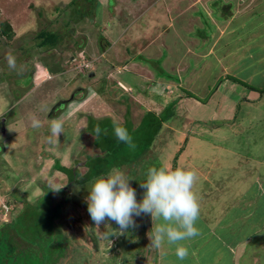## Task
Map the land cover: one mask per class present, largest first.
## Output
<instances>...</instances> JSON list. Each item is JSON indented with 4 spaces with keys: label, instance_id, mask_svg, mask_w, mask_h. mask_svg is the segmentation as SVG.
<instances>
[{
    "label": "rangeland",
    "instance_id": "1",
    "mask_svg": "<svg viewBox=\"0 0 264 264\" xmlns=\"http://www.w3.org/2000/svg\"><path fill=\"white\" fill-rule=\"evenodd\" d=\"M8 1L7 10L0 13L4 19H8L12 7L11 16L15 17L19 10L15 0ZM152 2L154 0H26L22 5L23 11L17 17L22 26L13 29L7 20L0 22V229L17 218L19 213H26V207L21 210L23 203L38 206V200L47 188L55 201H59L62 194L59 190L65 187L67 198L56 220L54 231L57 230L63 242L55 243L58 253L54 251V259L50 256V260L44 258L41 261L39 256H43L42 252L36 255L35 249L29 259L30 245L15 236L10 240L0 232V264H186L187 261L190 264L188 258L184 261L177 259L175 246L167 243L160 249L152 246L151 229L157 221L152 220L150 215L134 218L138 226L125 233H117L119 226L113 221L95 226L86 202L87 191L94 180L80 182L83 179L81 176L77 184L69 183L66 175L53 167L58 161L63 166H75L81 175L86 172V167L77 164V161L83 162L95 152L92 136L84 131L89 115L99 119L108 117L119 123L126 117L130 119L128 98L123 99L119 94L131 93L136 88L126 85L124 76L128 71L136 72L142 66H120L128 64L126 60L134 56L138 59L150 55L163 56L167 51L164 47H161V53L154 51V46L140 48V32L136 28L138 23L130 28H125L127 23L122 26L115 24L117 20L125 22L123 20L128 18L133 21L142 18L143 21L148 14L144 18L141 12ZM165 2L163 0L162 5ZM171 2L169 0L168 5ZM178 6L184 11L179 20L193 18L192 37L199 41V50L203 48L200 54L206 56L198 59L200 67L203 64L205 67L194 78L192 73L184 71L186 65L178 62L181 64L179 73H182L178 77V88L183 87L206 100L216 94L212 92V84L217 86L219 79L228 74L231 75L229 80L234 81L233 76L237 77L235 80L247 83L261 96V99L257 96L256 102L250 104L239 100L233 120L226 125L224 121H215L214 124L220 123L218 127L222 129L208 131L202 138L207 143L217 145L210 157L218 156L221 159V164L220 161L211 163L212 172L215 171L211 174L213 183L215 177L222 184L223 175L225 182H231V185H240L236 182L240 179L253 196L257 181L260 189L256 190V194L260 195L258 200L261 201L264 198V11L261 20L255 15L258 10L264 9V0H179L177 10ZM174 10L168 12L170 18H174ZM151 12L157 21H163L164 14L152 9L150 17ZM226 12L233 13L228 20L229 25L225 23ZM112 17L117 20L108 23ZM148 20L151 26L154 20ZM223 25L227 27L220 30ZM110 28L111 31L115 29V36L107 41L103 33ZM42 30L60 36L55 47L38 45L41 41L38 33ZM152 33L150 29L149 35ZM185 35L188 37V31ZM187 37L183 41H188ZM184 45L183 42L178 44L183 51ZM209 48L213 53L206 54ZM9 54L16 57L15 69L8 67ZM146 60L149 66L162 69L160 58ZM189 63L194 67L195 59L192 58ZM152 75L154 73L147 77ZM142 77L147 78L145 75ZM130 80L133 84L137 82L134 76ZM135 98L132 96L131 99ZM230 99L233 96L219 95L214 98L215 110L222 118L230 116V109H234ZM253 99L254 93L250 97V100ZM141 111L134 109L132 112L140 115L137 113ZM185 115L181 109V118L185 119ZM33 119L40 121V128H32ZM53 119H59L64 125L59 138L50 132ZM134 119L137 120L138 116ZM168 125L160 140L154 142L150 155L156 156L162 167L173 169L175 155L178 157L183 151L184 159L179 161L178 166L183 163L186 168H181L189 169L191 161L197 162L191 154L205 153V148L199 150L204 142L194 139L188 143V148L184 146L192 133L189 124L184 126L185 137L179 143L172 142V139L175 141L170 130L173 125ZM173 143L179 145L175 150ZM233 151L238 154L233 155ZM231 156H236L234 161L230 160ZM208 158L199 162L200 165L205 164ZM168 159L170 164L165 163ZM121 169L133 179L130 183L140 200L144 192L140 183L146 178L145 170L140 166H124ZM195 172L200 181L203 174ZM218 188L213 187L209 196L221 192ZM194 191L199 198L200 217L204 214L207 216L209 210L204 209L203 200H200L205 192L208 194L207 188L196 182ZM207 204L210 209L209 199ZM108 234L111 235L108 237ZM181 243L190 246V256L194 240L191 238ZM59 245L65 246L63 251Z\"/></svg>",
    "mask_w": 264,
    "mask_h": 264
},
{
    "label": "crops",
    "instance_id": "2",
    "mask_svg": "<svg viewBox=\"0 0 264 264\" xmlns=\"http://www.w3.org/2000/svg\"><path fill=\"white\" fill-rule=\"evenodd\" d=\"M3 1L4 2H0V13L6 11V5L9 4L8 0ZM48 1L50 2L53 0ZM162 1L163 0H154V2L150 4V6L146 7L144 11L141 12V16H143L144 18V15L148 14V16L143 21L142 18H139L135 21L130 20L131 18H128V20H123L125 22L117 20L116 17L108 19V23L111 22V24L114 23L113 21L114 19H116L118 22L115 25L120 23V25L122 26L123 23H127V26H125V28L133 27L136 23H138V26L136 28L140 32V48H148L150 46H154V51L158 50L159 53H161V47H164L163 49H166L167 51V54L163 56L150 55V57L148 56L141 59H138L136 58L137 56H134L131 60L127 59L126 62H128V64L124 63L120 67H122L123 65H126L127 67H134L136 65H139L142 67H138L139 69H137L136 72L128 71L126 74L127 70L125 71L126 76H124V83L129 87L134 85L137 89H132L131 93L133 94L128 92H120L119 96H123V99L128 98L127 102L129 103L128 109L130 112V120L132 121V123L136 124L140 121L145 112L153 111L155 113H160V111L167 104L174 102V114L169 120L163 122L161 130L157 135L155 142L157 140H160L161 135H163L162 132L166 130V126L168 124L173 125L170 130H172V135L175 138V141L174 139H172V142L178 141L177 143H179V141L185 137V124H189L190 130H192V133H190L186 140V144L184 145L185 147L188 148V143H190V141L194 139L204 142V145L202 144L199 147V150L205 148V153L194 152L191 154V157H193L197 162L191 161L189 170L199 171L201 174H203L201 180H197V183H201L207 188L208 194L206 195L205 192L204 197L200 200L201 202L203 200L202 204L204 206V209H208L209 212L207 213V216L204 214L202 217L199 216L198 218V224H196V226L199 228L200 234L197 237L192 238L195 243L194 246L190 249V256H188L190 264H264V198L263 200L259 201L258 198L260 197V195L256 194V190L260 189V185L255 180L256 184L254 185L256 186V190L253 196L248 190L246 184L244 185L240 179L236 181L240 185H234L233 183L231 185V182H225L226 177L224 175L221 176L224 180L222 184H220V181H218L214 177V181L216 182L214 186L215 182L213 183V176H211V174L213 175L215 171L212 172L213 166L211 163H213V161H220L219 164H221V159H219L218 156H212V158L210 157L211 152L213 151V149L217 148V145L214 143H207L208 141L206 139H202L204 137V134H206L208 131L211 132L213 130L222 129L218 127V125L220 123H223V121L224 125H226L233 120L237 109V102L239 100L243 99L246 104H250L256 102L255 98L257 96H259V98L261 99V96L258 95L255 89L247 86V83L239 79V81L235 80L237 79V77L233 76V78L235 79L232 80L234 81L229 80L228 77H230L231 75L228 74H226L224 78L219 79V83L217 84V86L212 84V92L216 94L212 96V98L206 100H202L201 97L196 96L193 92L186 90L183 87L182 89L178 88L180 86L178 85V77H180L179 74H182L179 73V67L181 66V64L179 65L178 62H183V65H186L184 66L186 68L184 71L188 72V74L192 73V78H194L197 77L199 75L198 72L205 67L204 64L202 67H200L201 62H198V59L206 56H204V54H200L203 51V48L199 50V41L192 37V26L195 23L192 20L193 18L191 17L182 21L178 19L182 14H184L181 6L180 8L178 6L179 10H177L179 0H172L173 3L171 2L170 5H168L169 0H166L164 5H162ZM24 2H26V0H15L16 8L19 9L15 14V17L11 16L13 13L12 7L11 9L9 8L10 15L8 19H4L5 17H2L0 15V22H5V20H7V23H9V25L13 29L22 26L18 23L17 17L18 13L23 11L22 5L24 4ZM172 4H174L175 6H172ZM174 8V11L176 12H174L175 16L174 18H170L168 12H172L171 9ZM152 9L160 11L162 15L164 14L163 21H157L155 15L152 12L150 17V11ZM263 11L264 9H260L255 15L258 20H261L263 18ZM231 14L233 15V13ZM231 14L226 12L227 17H225V23H227L228 25L230 24L228 20L232 16ZM146 19L154 20L151 22V26L149 25V20L146 21ZM225 27L227 26L223 25L222 29L220 30H224ZM150 29H152L153 31L152 35H149ZM111 30L112 28L104 31L103 33L107 38V41H110L111 38L115 36V34H113L115 32V29L114 31ZM187 31L188 37L185 35ZM111 32L112 35L108 36V34ZM123 37L124 36L122 34V38ZM185 37L188 38V41H183V38ZM204 37L206 36L204 35ZM136 40L137 39H135V42ZM182 42L185 43L183 47L185 48L184 51L181 49V46H178V44ZM136 46H138V43L136 44ZM195 46L197 48H194ZM206 51V54H209L213 50L209 48V50ZM180 52H182V54L178 56ZM158 58L161 59V67L164 72L169 75V79L165 78L164 75L159 76L156 69L152 66H149V63L146 60H158ZM192 58L195 59L194 67L189 63V60H192ZM143 67H146V69H143ZM44 71L46 73H49L48 70ZM152 73H154V75L148 78L147 75H151ZM142 74L147 78L142 77ZM133 76L137 80L136 84L130 82V79H133ZM175 76L177 77V79L173 80ZM188 92L191 93V96L187 94ZM217 93L223 97L229 95L232 98L233 96V99H230V102L234 109H230V116L222 118L215 110L216 104L214 103V98L216 96H219L217 95ZM252 93H254V99L250 100ZM132 96L136 98L131 99ZM207 97H209V95ZM130 108H132V110H130ZM134 109H142L140 113H137L140 115H136V113H133L132 111ZM181 109H183L184 113L186 114L185 119L181 118L180 116ZM136 116H138L137 120L134 119ZM215 121H219L220 123L214 124ZM178 146V144L173 143V150L178 148ZM182 152L183 151H181L179 154V156H181V159L178 156L174 161L175 168H181V166H184L186 168V165L183 163L180 164V167L178 166L179 161L181 162V160L184 159ZM231 153H233V155L238 154L235 151ZM207 157H209L208 161L205 164L200 165L199 162L203 161V159H206ZM235 158L236 156H231L230 160L234 161ZM165 163L170 164V159H168ZM216 186L219 187L218 189L221 190V192H217V194L213 197L209 196V193L213 190L212 188ZM247 193H249V195ZM207 199H209V204L211 205L210 209L207 204ZM187 246L190 247L188 244ZM186 264H188V261Z\"/></svg>",
    "mask_w": 264,
    "mask_h": 264
},
{
    "label": "clouds",
    "instance_id": "3",
    "mask_svg": "<svg viewBox=\"0 0 264 264\" xmlns=\"http://www.w3.org/2000/svg\"><path fill=\"white\" fill-rule=\"evenodd\" d=\"M7 63L9 68L15 69L16 57L9 54ZM31 126L33 129L40 128V121L33 119ZM63 131V123L53 119L50 124L51 134L59 138ZM94 132L99 138L106 133V129L97 125ZM113 132L119 142L129 147L135 146L126 127L116 126ZM197 179L193 170L150 167L144 182L140 183L144 192L138 200L136 189L130 183L133 179L124 170L113 168L107 174L96 177L91 184L86 197L87 210L95 226L113 221L119 226L117 233H125L137 227L134 218L150 215L152 220L154 218L157 221L151 229L152 246L156 249L165 243L175 246L177 259L184 261L189 256V249L181 242L200 234L196 226L200 203L194 191Z\"/></svg>",
    "mask_w": 264,
    "mask_h": 264
},
{
    "label": "trees",
    "instance_id": "4",
    "mask_svg": "<svg viewBox=\"0 0 264 264\" xmlns=\"http://www.w3.org/2000/svg\"><path fill=\"white\" fill-rule=\"evenodd\" d=\"M38 37L41 38L38 45L49 48L55 47L60 39V36L56 33H50L45 30L39 32ZM155 69L159 76L169 77L163 69ZM187 94L191 96V93L188 92ZM173 105L174 102L169 103L160 113L145 112L136 125H133L128 117L122 123H119L108 117L99 119L89 115L84 131L89 136H92L95 152L92 155H88L83 162L77 161V164L81 163L86 167V172L81 175L79 169L75 166H63L58 161L53 167L64 173L69 183L74 182V184H77L81 176L83 179L80 182H90L98 176L107 174L113 168L121 169L124 166H140L142 170H145V175H147L150 167H162L160 160L150 154L163 122L169 120L174 114ZM97 125L102 129H106V133L99 138L96 137L94 132ZM116 126H124L128 129L132 136L134 147H129L116 139L113 132ZM174 158L176 160L177 156L175 155ZM171 168L175 169V162ZM64 188L61 187L59 190L62 193L59 201H55L52 192L47 188L44 195L38 200V206L23 203L21 210L26 207V210H24L26 213L22 215L19 213L17 218L15 217L13 221L6 224L3 229H0L2 236L6 234L5 236L10 237V240L15 236L30 245L27 258L31 259V253L35 252L34 249L36 250V255L38 252H42L43 256H39L41 261L44 258H48L47 261L50 260V256L53 258L55 250L58 253V246H55V243L57 245L58 243L62 244L63 240L59 238L57 230H54L56 229V220H58L60 215L59 212L67 200ZM64 247L59 245V249H62V251ZM50 253L53 255H50Z\"/></svg>",
    "mask_w": 264,
    "mask_h": 264
}]
</instances>
